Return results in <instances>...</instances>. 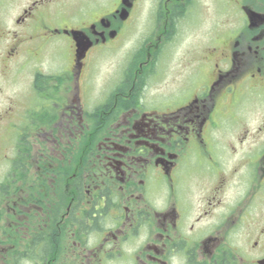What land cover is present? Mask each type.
<instances>
[{
    "label": "flooded vegetation",
    "instance_id": "af4514ba",
    "mask_svg": "<svg viewBox=\"0 0 264 264\" xmlns=\"http://www.w3.org/2000/svg\"><path fill=\"white\" fill-rule=\"evenodd\" d=\"M0 264H264V0H0Z\"/></svg>",
    "mask_w": 264,
    "mask_h": 264
},
{
    "label": "rangeland",
    "instance_id": "374dc122",
    "mask_svg": "<svg viewBox=\"0 0 264 264\" xmlns=\"http://www.w3.org/2000/svg\"><path fill=\"white\" fill-rule=\"evenodd\" d=\"M97 1V0H95ZM69 39L60 37V49L63 55L70 52ZM119 54L105 55L99 61L93 64L92 75L90 78V88L93 95H98L103 91H107L113 84V77H117V70L119 68ZM12 87H5L6 90Z\"/></svg>",
    "mask_w": 264,
    "mask_h": 264
}]
</instances>
